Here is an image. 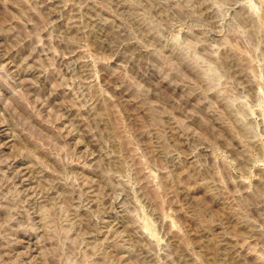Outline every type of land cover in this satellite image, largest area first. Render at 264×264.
Here are the masks:
<instances>
[{"label": "rangeland", "instance_id": "rangeland-1", "mask_svg": "<svg viewBox=\"0 0 264 264\" xmlns=\"http://www.w3.org/2000/svg\"><path fill=\"white\" fill-rule=\"evenodd\" d=\"M0 264H264V0H0Z\"/></svg>", "mask_w": 264, "mask_h": 264}]
</instances>
